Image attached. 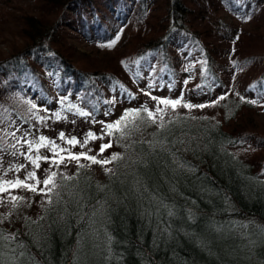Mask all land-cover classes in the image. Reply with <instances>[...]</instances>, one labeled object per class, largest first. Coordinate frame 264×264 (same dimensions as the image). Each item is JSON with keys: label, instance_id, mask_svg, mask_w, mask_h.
I'll use <instances>...</instances> for the list:
<instances>
[{"label": "trees", "instance_id": "16d2710c", "mask_svg": "<svg viewBox=\"0 0 264 264\" xmlns=\"http://www.w3.org/2000/svg\"><path fill=\"white\" fill-rule=\"evenodd\" d=\"M29 1L31 7L0 0V42L11 47L8 54L0 52V128L18 127L17 135L31 129L64 148L70 146L58 139L60 132L83 141L92 131L103 139L72 151L91 149L88 154L94 155L111 141L103 153L107 157L125 149L118 133H102L106 124L130 108H155L151 96L164 98L165 86L171 99L182 96L175 110L160 107L165 121L176 120L170 125L175 137L185 141L176 145L177 156L195 172L150 169L148 183L177 212L161 222V227L170 225L171 236L161 238L157 247L152 243L155 225L148 226L135 211L126 214L120 208L113 214V235L128 241L113 245L115 255H122L120 264H264V129L255 119L264 111V0ZM71 33L103 55L77 57L68 44ZM237 42L242 49L234 48ZM241 96L259 103H246ZM184 103L211 106L188 109ZM80 110L91 115L80 116ZM153 130L147 129L145 137L151 139ZM9 161L17 162L5 154V167ZM19 162H25L23 157ZM41 167L49 165L41 161ZM52 170L77 171L74 164ZM86 175L93 185L111 183L99 165ZM32 200L23 214L36 219L43 214L41 197ZM3 227L19 229L21 239L31 244L23 219ZM76 231L50 230L44 255L35 245L31 251L41 264H71ZM99 243L79 253L82 264H117L116 259L105 261L108 253L102 239Z\"/></svg>", "mask_w": 264, "mask_h": 264}, {"label": "snow or ice", "instance_id": "6c2138e0", "mask_svg": "<svg viewBox=\"0 0 264 264\" xmlns=\"http://www.w3.org/2000/svg\"><path fill=\"white\" fill-rule=\"evenodd\" d=\"M114 43L115 41L112 42ZM112 44L108 46L111 47ZM145 95L151 96V93L145 92ZM151 99L157 101L155 108L141 106L127 109L118 120L106 124L101 130L108 136L118 133L116 138L125 149L124 154L112 153L103 157V153L113 146L111 141L101 144L99 152L94 155L88 154L91 149L87 152H73L72 148L77 146L84 148L91 140L103 139V135L97 136L92 131L85 134L83 141L74 136L66 137L64 132H60L58 139L70 146L64 148L45 135H36L31 129H24L20 135H17L21 132L18 127L12 131L0 128L2 133L0 134V209H5L0 211V264H41L31 251L32 245L37 247L40 255H44L50 230L71 235L73 227L77 228V248L73 253L71 264H82L79 253L85 247H100L101 239L104 251L108 253L104 257L105 261L116 259L117 264H120L122 255H115L113 245L128 241L117 239L109 227L113 223V214L120 208H123L126 214L135 211L141 220L148 221V226L155 225L153 247L158 246L161 238L171 236L170 225L161 227V222L165 217L168 219L176 217L175 205L166 203V197L160 194L156 185L149 184L146 177H150V169L153 167L170 170L174 175L179 174L180 170L194 173L195 168L189 166L182 157L177 156L176 145H183L185 141L175 137L174 127L170 125L175 126L177 122L171 118L165 121L164 108L160 107L163 105L175 110L181 105L182 96L178 99L151 96ZM223 99L225 96L219 97V100ZM240 99L252 105L259 103L257 99L245 100L243 96ZM261 99H264V96ZM208 106L211 105L183 104V107L188 109ZM35 108L36 105L32 104L31 109ZM78 114L91 115L82 110L78 111ZM55 116L59 119L60 113H55ZM37 119L42 122L45 117L40 116ZM149 128L154 129L148 133L151 139L145 137V132ZM30 136L32 139H29ZM41 149H47L50 155H44ZM5 154L15 157L17 162L13 164L9 161L5 167ZM98 155L103 158H98ZM20 157H23L27 164L20 163ZM41 161L49 165V168L43 170V178L37 174L41 169ZM81 161L89 163L85 164ZM70 164H74L77 169L70 175L52 170L61 166L68 168ZM110 164L115 167H107ZM92 165L101 166L111 183L93 185L91 178L86 175V170ZM30 166L31 170H29ZM121 168L124 169L123 172L120 171ZM81 170L85 172L81 173ZM21 172L24 173L23 178L19 175ZM9 173L13 174V178L6 179ZM172 190H175L174 187ZM18 192H29L40 196L43 214L36 219L24 215L23 209L31 207L33 200L32 197ZM113 204L116 207H113ZM189 213L192 218L191 210ZM19 219H23L27 229L25 235L31 238V244L21 239L19 229L12 231L3 227L6 223L11 224ZM72 221H75V224ZM212 227L215 228L214 225ZM261 231H264V228ZM142 235L141 231L140 236ZM137 251L141 252V249L138 248Z\"/></svg>", "mask_w": 264, "mask_h": 264}, {"label": "rangeland", "instance_id": "374dc122", "mask_svg": "<svg viewBox=\"0 0 264 264\" xmlns=\"http://www.w3.org/2000/svg\"><path fill=\"white\" fill-rule=\"evenodd\" d=\"M13 2L14 3L16 2L17 4L21 5L20 7H22L24 5H28V7H31V5H32V3L29 0H13ZM223 20H226V17ZM75 35H76V33H71L70 36H73V37L68 39V44H70L74 47V52H75V55L77 57L84 59V58L92 57L94 55L93 53H96V55H98V56L103 55V52H101V51L99 52L96 49L90 48L89 46L86 45V43L79 40L78 38H75L74 37ZM236 45H237L238 49H242V45L239 42H237V44L235 43L234 48L236 47ZM0 52H2L3 55L11 52V47L10 46L8 47V43L5 40H2L0 42ZM184 54L185 53L183 52L182 56ZM161 96L164 98H167V99H171V95L169 94V87L168 86L167 87L165 86L161 89ZM255 119H256V123L258 124V127H262L264 129V111L259 113ZM41 153H43L44 155H48V153L43 151V150H41ZM21 163L27 164V161L21 162ZM29 170H31V166L29 167ZM42 170L43 169L41 167V169L37 173L38 176H40L41 178H43ZM19 175L21 176V178H23L24 173L21 172ZM5 178L11 179V178H13V174L9 173V175ZM18 194H22V195L29 196L32 198L37 197L36 195H33L32 193H29V192H18ZM0 211H5V209H0Z\"/></svg>", "mask_w": 264, "mask_h": 264}]
</instances>
